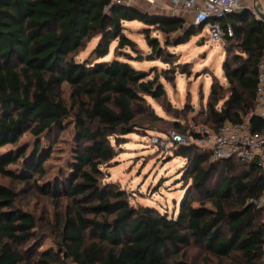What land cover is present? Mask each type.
<instances>
[{
    "label": "trees",
    "instance_id": "obj_1",
    "mask_svg": "<svg viewBox=\"0 0 264 264\" xmlns=\"http://www.w3.org/2000/svg\"><path fill=\"white\" fill-rule=\"evenodd\" d=\"M130 21L144 25L151 50L136 55L139 61L171 65L175 54L167 47L184 44L197 33L183 19L143 13L116 0H0V149L17 145L24 133L37 139L30 154L27 146L0 153V177L54 201L65 196L71 202L63 217L44 219L21 208L19 191L0 183V237L29 231L43 235L40 225L57 235L54 258L72 264H195L187 259L191 248L219 264H264V211L247 204L248 197L264 192V172L256 164L236 157L212 160L202 148L178 146L175 156L185 160L189 182L176 218L150 206H132L126 191L106 182L104 169L117 155L122 137L164 122L146 100L165 108L160 77L117 59H132L123 52L126 48L137 51L125 34L123 23ZM225 22L233 31L222 40L228 55L222 63L226 84L211 85L201 115V124L213 132L224 122H241L256 108L258 64L264 54V22L252 10L234 13ZM151 31L162 36V46L149 36ZM93 38L97 42L88 57L75 61L74 54ZM114 42L115 58L102 61ZM173 69L164 70L166 82L173 83ZM63 84L70 89L69 104L61 95ZM68 119L73 138L64 174L43 184L30 182L44 175L43 165ZM249 124L252 131L264 128L255 114ZM19 162L20 172L9 168ZM196 198L209 200L212 208ZM192 201L202 206L193 207Z\"/></svg>",
    "mask_w": 264,
    "mask_h": 264
},
{
    "label": "rangeland",
    "instance_id": "obj_2",
    "mask_svg": "<svg viewBox=\"0 0 264 264\" xmlns=\"http://www.w3.org/2000/svg\"><path fill=\"white\" fill-rule=\"evenodd\" d=\"M123 25L128 26L125 34L136 43L138 52L126 48L123 52L129 54L132 59H124V57L117 59L128 62L137 70L152 71V75H158L167 98L164 102L165 108L152 98L146 99L154 113L164 122L157 123L152 131L131 133L122 137V143L117 147V155L104 169L107 174L106 182L116 183L126 191L132 206H150L161 213H166L169 217L176 218L189 181L184 178L185 160L175 156L177 145L171 142L170 134L176 132L193 138L190 132L195 134L201 131L213 132L201 124V115L206 111L211 85L226 84L222 63L228 55L222 40H213L206 28L197 26V33L193 34L188 42L167 47V51L175 54L171 65L158 59L139 61L135 59L136 55L145 56L151 51L143 34L145 27L138 21L124 22ZM188 25H192L190 20H187L185 27ZM149 36L160 40L162 46V36L159 33L151 31ZM96 42V38L88 41L83 49L74 54V60L81 62L87 58ZM115 46L116 42L111 44L109 54L102 61H112L115 58L113 54ZM169 68H174L169 73L173 83L166 82L162 77L164 70ZM61 89L64 101L69 104V87L63 84ZM174 124H178L180 128L177 129ZM72 138L73 126L71 119H68L66 129L58 134V142L53 146L49 158L43 165L44 175L41 178L33 176L30 182L35 180L36 184H43L53 181L61 171L64 174L65 160L68 157ZM155 139L157 141H154ZM36 140L29 133H24L17 145L4 146L0 149V153L17 151L20 147L27 146L26 153L30 154L33 152V144ZM41 146L43 149L49 147L44 140H41ZM20 165L19 162L9 168L20 172ZM217 181L218 176L215 175L209 185L211 190H214ZM0 183L18 190L17 204L25 210L32 211L37 217L44 219H53L56 215L63 217L71 204L65 196L54 201L49 196L40 195L33 188L25 189V185L6 177H0ZM196 199H200L203 206L212 208L209 200ZM191 204L193 207L202 206L198 201H192ZM38 228L43 235L34 236L29 231L0 237V264H72L69 261L58 262L54 258L53 254L59 246L57 235H50L47 229L40 230V225ZM186 252L187 259L193 260L195 264H219L218 261L194 248Z\"/></svg>",
    "mask_w": 264,
    "mask_h": 264
},
{
    "label": "built area",
    "instance_id": "obj_3",
    "mask_svg": "<svg viewBox=\"0 0 264 264\" xmlns=\"http://www.w3.org/2000/svg\"><path fill=\"white\" fill-rule=\"evenodd\" d=\"M171 2L182 11L193 12L192 25L206 28L213 40L221 41L225 37H232L230 24L223 21L238 11V0H171ZM252 12L255 14L253 10ZM253 114L259 116L264 124V54L258 64L256 108L253 112L239 123L224 122L215 132L201 131L197 137L193 136L194 139L171 132V142L177 147L198 146L207 151L212 160L236 157L242 162L256 164L261 172H264V128L260 131L251 130L249 117ZM247 204L264 211V192L256 197H248Z\"/></svg>",
    "mask_w": 264,
    "mask_h": 264
},
{
    "label": "crops",
    "instance_id": "obj_4",
    "mask_svg": "<svg viewBox=\"0 0 264 264\" xmlns=\"http://www.w3.org/2000/svg\"><path fill=\"white\" fill-rule=\"evenodd\" d=\"M122 4L133 7L140 12L149 13L162 17H178L183 19L185 26L187 20L190 23L193 20L194 13L189 11H182L179 6H175L171 0H120ZM239 9L238 13L243 10H253L254 6H257L259 10L264 13V0H238ZM236 12V13H237ZM190 17V18H189ZM189 26V25H188ZM125 28L128 26H124Z\"/></svg>",
    "mask_w": 264,
    "mask_h": 264
},
{
    "label": "water",
    "instance_id": "obj_5",
    "mask_svg": "<svg viewBox=\"0 0 264 264\" xmlns=\"http://www.w3.org/2000/svg\"><path fill=\"white\" fill-rule=\"evenodd\" d=\"M254 12L256 15V18L259 19L260 21L264 22V13H262L257 6H254ZM155 39V38H153Z\"/></svg>",
    "mask_w": 264,
    "mask_h": 264
}]
</instances>
